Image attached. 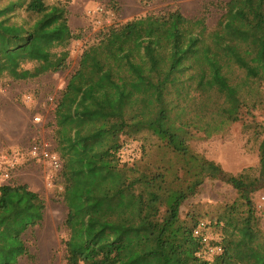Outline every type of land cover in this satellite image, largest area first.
<instances>
[{"label": "trees", "instance_id": "trees-1", "mask_svg": "<svg viewBox=\"0 0 264 264\" xmlns=\"http://www.w3.org/2000/svg\"><path fill=\"white\" fill-rule=\"evenodd\" d=\"M69 4L70 0H0V79L31 81L67 68L68 47L78 37L70 24ZM234 15L247 26L250 50L245 47V26L235 18L210 29L206 15L189 17L179 7L163 15L148 13L147 21L133 19L111 27L105 38L88 48L94 53L83 57L85 68H99L101 79H97L96 70L87 73L84 69L79 73L80 85L75 76L64 93L70 89L75 100L93 97L102 102L95 101L85 115L78 109V118L87 122L112 113L105 100L106 78L111 82L120 79V83H114L120 96L129 93L121 72L123 62L132 68V79L137 82L131 84L132 91L152 89L160 106L153 121L107 119L105 124L89 126L86 131L83 125L75 127L70 135L56 141L53 150L62 164L59 176L63 189L59 195L67 208L68 264H231L228 258L232 251L227 245H223L221 254L208 257L203 254L202 239L194 235L200 221L207 223L210 232L215 216L203 220L208 213L196 205L185 214L182 207L201 191L206 180L225 181L247 200L251 192L264 188V136L258 148L262 175L247 183L242 175L226 172L215 160L191 149L189 128L177 123V111L184 104L180 93L202 90L206 101L217 94L221 98L219 112L236 120L247 106L241 84L250 87L264 82V32L237 9L230 18ZM138 23L146 30L137 37L138 49L155 41L159 45L168 38L171 57L150 54L152 62L142 63L139 57L131 56L129 46ZM248 52L253 57H248ZM229 67L244 71L245 80L240 85L234 80L237 74H226ZM148 78L157 80L155 86L145 83ZM253 100L255 106L263 103L260 93ZM131 144H137V155L126 154ZM134 207L139 209L136 226L141 234L128 242L121 240L118 230H113L116 236H112L105 227L96 231L87 225L88 216ZM45 210V199L27 183L12 181L0 188V264L36 258L24 236L44 221ZM81 217L91 235L83 244H76L70 237L71 225ZM220 244L217 238L212 240V245ZM242 261L264 264V256L251 253Z\"/></svg>", "mask_w": 264, "mask_h": 264}, {"label": "rangeland", "instance_id": "rangeland-1", "mask_svg": "<svg viewBox=\"0 0 264 264\" xmlns=\"http://www.w3.org/2000/svg\"><path fill=\"white\" fill-rule=\"evenodd\" d=\"M177 7L189 17L206 15L210 29H215L233 18L243 23L238 15L230 18L233 9H237L250 23L258 26L260 32L261 29L264 32V0H70V24L78 37L73 39L68 47L70 55L67 68L31 81L0 79V107L4 112V121L0 125V159L6 157L4 159L15 162L12 181L29 184L46 201L44 221L28 230L24 236L36 258L31 260L23 257L19 264H68L65 244L69 237L65 224L67 208L59 195L63 189L60 172L46 163L31 159V146L34 143H45L53 149L58 139L70 135L73 128L80 125H83L86 131L89 126L105 124L107 119L133 122L153 121L158 117L160 103L153 90L149 89L147 92L145 87V91L140 88V91H132L131 84L137 82L132 79V68L126 66L127 62H123L121 67L124 69L122 68L121 72L127 79L126 91L129 93H126L125 97L120 96L117 94L118 88L114 85L120 79H113L111 82L106 78L109 84L105 100L110 104L112 113L99 119L90 118L87 122L78 118L75 114L78 109L80 114L85 115L93 108L95 101H101L93 97H88L87 101L75 100L70 89L64 93L75 76L80 85L79 73L84 69L87 73L96 70L99 73L96 74L97 79H101L99 68H85L86 60L83 57L92 56L94 53L88 48L105 38L111 27L133 19L139 22L145 18L147 21L148 13L163 15ZM244 26L245 47L250 50L251 38L247 26ZM142 33L146 34L145 27L138 23L129 46L131 56L139 57L142 63L152 62L150 54L152 57L155 54L157 57H171L168 38L159 45L155 41L153 45L138 49L136 41ZM163 38L165 39V35ZM121 44L125 45L122 41ZM105 50L110 49L106 47ZM248 57L253 55L248 52ZM159 63H156V66H159ZM238 70L242 69L229 67L225 72L237 74L238 77L234 80L240 85V81H244L245 77L244 71ZM149 80L150 78L145 80L149 86H155L157 83V80ZM184 92L180 93L184 104L177 111V123L189 128L188 142L191 149L215 160L226 172L242 175L247 183L260 178L262 169L258 148L264 136V82L250 87L241 84V95L246 99L247 106L236 120L228 119L219 112L218 104L221 98L217 94H211L206 101L202 90L192 89L191 93ZM256 93L261 94L263 103H257L255 106L253 99ZM27 95H32L33 101L27 100ZM100 98H103V94H100ZM204 101L206 105L202 107ZM204 113V116H198ZM36 116L41 119L36 121ZM24 129L26 139L20 141L19 135H22ZM125 152L128 156L137 155V144L126 147ZM249 196L250 200H247L245 195L225 181L206 180L201 191L182 207L185 214L190 206L196 205L201 212L208 213V217L203 220L210 221L211 216H215L210 233L220 241L222 247L227 245L230 248L232 258L229 257L228 261L231 264H244V255L251 253L253 256L256 253H259L260 257L264 256V188L251 192ZM138 210L134 207L103 216L91 215L86 218L87 225L96 231L105 227L109 230L106 233L112 236H116L112 231L118 230V234L122 236L121 240L128 242L134 239L136 234H141L137 232L136 226L139 222ZM71 231V240L76 244H83L85 238L91 235L82 217L74 221Z\"/></svg>", "mask_w": 264, "mask_h": 264}, {"label": "built area", "instance_id": "built-area-1", "mask_svg": "<svg viewBox=\"0 0 264 264\" xmlns=\"http://www.w3.org/2000/svg\"><path fill=\"white\" fill-rule=\"evenodd\" d=\"M26 99L33 101L32 95H27ZM40 119L41 118L38 116L35 117L36 121H39ZM29 154L31 156V159L46 163L50 167L58 171L61 169L62 164L58 153H56L45 143H34L29 149ZM4 158L6 157L0 159V188L12 182L13 170L15 168V162H10L9 160ZM194 235L201 238L203 243L205 244V249L203 251L204 255L213 258L215 255L221 254L223 252V247L221 244L212 245V240L216 239V237L212 236V234L209 232L208 225L205 221L199 222L198 226L194 230Z\"/></svg>", "mask_w": 264, "mask_h": 264}, {"label": "crops", "instance_id": "crops-1", "mask_svg": "<svg viewBox=\"0 0 264 264\" xmlns=\"http://www.w3.org/2000/svg\"><path fill=\"white\" fill-rule=\"evenodd\" d=\"M15 120V119H14ZM4 121V112H3V110L1 109V107H0V125L2 124V122ZM25 135V129H24V131L22 132V135H19L20 136V141H22V140H25L26 139V137L24 136ZM6 137H7V135H6Z\"/></svg>", "mask_w": 264, "mask_h": 264}]
</instances>
